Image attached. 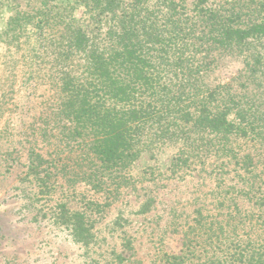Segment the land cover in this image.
<instances>
[{
    "label": "trees",
    "instance_id": "16d2710c",
    "mask_svg": "<svg viewBox=\"0 0 264 264\" xmlns=\"http://www.w3.org/2000/svg\"><path fill=\"white\" fill-rule=\"evenodd\" d=\"M120 1L77 0L91 32L70 20L53 47L34 53L43 63L31 64L24 81V88L41 81L50 93L22 132L28 144L24 182L32 200L48 196L32 220L64 227L76 244L89 239L90 225L82 209L69 208L68 194L86 189L106 192L108 199L155 143L191 140V132L200 140L205 133L240 139L252 124L240 102L218 98V88L204 91L199 77L222 52H237L246 62L260 58L251 48L264 39V23L240 18L236 24L232 10L215 6L230 0H196L192 16L173 0ZM2 98L3 91L0 110ZM5 135L0 132V140ZM241 159L254 171L251 153ZM241 180L246 190L238 203H247L248 224L230 214L205 229V239L186 237L181 251L164 253L159 264H264V180L258 186L253 177ZM94 195L85 204L104 206ZM38 203L29 206L35 210ZM239 230L247 231L245 239L237 237Z\"/></svg>",
    "mask_w": 264,
    "mask_h": 264
},
{
    "label": "rangeland",
    "instance_id": "374dc122",
    "mask_svg": "<svg viewBox=\"0 0 264 264\" xmlns=\"http://www.w3.org/2000/svg\"><path fill=\"white\" fill-rule=\"evenodd\" d=\"M173 1L186 15L196 14V0ZM220 4L215 6L233 11L236 24L241 19L264 23V0ZM82 13L83 5L77 0H0V132L8 133L0 140V264H159L164 253L178 254L186 237L205 239L204 230L230 214L247 225L251 219L244 209L247 203H238L246 190L241 179L253 177L257 186L264 180V39L251 48L260 58L246 62L237 52H222L199 77L204 91L218 88V98L242 104L243 114L252 122L246 126L247 136L221 140L205 133L200 140L191 132V140L155 143L133 163L125 184L110 198H105L106 192L86 189L68 194L69 208L82 209L87 215L90 237L85 244L72 242L64 227L47 219L32 220L43 213L38 210L48 196L32 200L24 182L28 144L22 132L50 93L46 86L40 87L41 81L24 88L27 68L42 65L34 53L53 47L70 20L78 21L89 34L92 27L82 22ZM250 153L254 171L241 159ZM92 195L100 196L105 205L90 209L84 199ZM36 200L33 210L29 204ZM236 208H241L240 213ZM238 233V238L245 239L247 231Z\"/></svg>",
    "mask_w": 264,
    "mask_h": 264
}]
</instances>
